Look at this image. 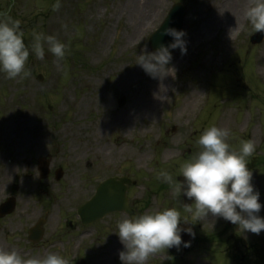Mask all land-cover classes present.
<instances>
[{"label":"rangeland","instance_id":"rangeland-1","mask_svg":"<svg viewBox=\"0 0 264 264\" xmlns=\"http://www.w3.org/2000/svg\"><path fill=\"white\" fill-rule=\"evenodd\" d=\"M254 2L60 0L54 10L57 0H15L13 14L26 45L35 32L54 35L67 50L62 59L47 51L44 60L30 54L31 75L24 79L0 73V205L9 197L17 201L15 212L0 220V249L25 257L56 253L70 264L81 257L88 264H122L116 233L80 237L77 207L93 198L99 183L122 174L137 181L128 195L137 214L175 207L191 220L181 195L157 173L167 170L179 183L180 165L200 150V134L224 119L229 144L238 148L250 137L259 142L263 162L264 43L251 44L255 31L245 15ZM175 3L188 8V50L172 52L171 74L160 81L135 62L138 54L151 52L149 39ZM10 5L0 0V10ZM230 7L236 22L228 21ZM195 90L202 93L200 101L186 100ZM122 97L124 107L118 104ZM47 157L50 174L40 179L38 160ZM263 169L255 189L262 204ZM259 215L264 217V207ZM122 217L109 216L88 230H117ZM41 218L47 221L45 237L34 245L28 231ZM192 222L201 232L192 251L164 249L147 264H263L264 255L257 253L264 249V231L242 233L237 226L207 242L209 232L226 221L209 216ZM96 238L97 245L91 240Z\"/></svg>","mask_w":264,"mask_h":264},{"label":"clouds","instance_id":"clouds-1","mask_svg":"<svg viewBox=\"0 0 264 264\" xmlns=\"http://www.w3.org/2000/svg\"><path fill=\"white\" fill-rule=\"evenodd\" d=\"M60 0L53 5L60 8ZM245 15L255 32H264V0H255L247 8ZM64 27H67L65 25ZM162 35L173 37L167 45L161 43L155 51L143 52L136 57L139 65L153 79H164L171 74L172 50L179 49L187 54V35L185 30L164 29ZM231 36V32H230ZM46 46V47H45ZM67 46L54 35L33 33V40L26 45L19 21L0 18V73L6 79H24L31 75L26 69L29 56L44 60L46 51L62 59ZM229 130L212 125L199 136L196 143L200 150L185 160L179 168L184 179L175 183L167 170H160L157 179L168 183L174 193L194 200L184 209L192 219L181 218V212L175 207L161 211H146L131 217L125 215L117 221L114 231L123 245L119 252L122 264H147V261L164 249L190 246L183 241L182 233L193 238L195 232L192 221L202 222L209 216L223 218L238 226L242 233L260 234L264 231V217L259 215L264 204L260 202V193L252 183L253 173L248 168L249 158L256 152L253 139L241 140L235 148L228 142ZM184 225L181 226V222ZM0 264H70L69 260L56 253L46 256L21 255L16 249H0Z\"/></svg>","mask_w":264,"mask_h":264},{"label":"water","instance_id":"water-1","mask_svg":"<svg viewBox=\"0 0 264 264\" xmlns=\"http://www.w3.org/2000/svg\"><path fill=\"white\" fill-rule=\"evenodd\" d=\"M186 16V9L182 5H175L160 29L154 34L150 40V48L152 51H155L158 46L163 43L165 45L171 43L173 41V37L162 35L164 29L166 28H176L178 30L183 29V23ZM263 38V33H259V37L255 36L253 38L254 41L260 43ZM122 106L125 103V99L119 101ZM40 169L42 171V176L44 177L48 173L49 163L41 160ZM61 171L59 177H61ZM58 177V178H59ZM184 178H180L182 181ZM127 180H122L121 183H118L116 180H109L108 182L102 184L96 196L82 209L80 210V216L83 219L85 224L97 221L102 217H105L107 214L116 212V211H128L127 200L125 197V188L122 184ZM184 197L185 204H191L194 200H189L187 197ZM16 203L14 199L8 200L0 208V217H5L6 215L12 213L15 209ZM44 221L40 220L39 224L30 230L31 239L34 241H38L43 236L42 226L44 225ZM186 226V225H183ZM187 235L186 240H190V236L187 233H183Z\"/></svg>","mask_w":264,"mask_h":264},{"label":"bare ground","instance_id":"bare-ground-1","mask_svg":"<svg viewBox=\"0 0 264 264\" xmlns=\"http://www.w3.org/2000/svg\"><path fill=\"white\" fill-rule=\"evenodd\" d=\"M229 10L232 12V14H231V16L229 17V20L228 21H234V22H236V20L238 19V14L235 12V11H233V9L230 7L229 8ZM143 15V14H142ZM142 21H147L148 20V18H147V16H145V15H143L142 16ZM227 27H228V29L231 27V24H228L227 25ZM263 70H264V68H262ZM166 79V77L164 78V79H158V80H160V81H164ZM200 97H202V93H201V91H199V90H195L194 92H192L191 93V95L189 94L187 97H186V100H188V99H190V98H192V99H194L196 102H199L200 101ZM106 125V124H105ZM220 127H224V124H223V121H222V123H221V126ZM143 157H145V156H143ZM139 161H142V159H140Z\"/></svg>","mask_w":264,"mask_h":264},{"label":"flooded vegetation","instance_id":"flooded-vegetation-1","mask_svg":"<svg viewBox=\"0 0 264 264\" xmlns=\"http://www.w3.org/2000/svg\"><path fill=\"white\" fill-rule=\"evenodd\" d=\"M257 152V151H256ZM259 166V163H258V157L257 155H253L251 158H249V164H248V168L253 172H257L258 171V167ZM253 179V178H252ZM86 231H89V230H86ZM116 231V230H114ZM223 231V229H222ZM90 233V232H89Z\"/></svg>","mask_w":264,"mask_h":264}]
</instances>
